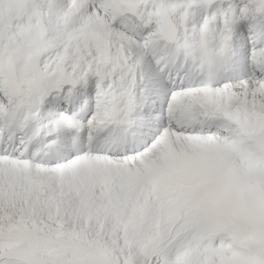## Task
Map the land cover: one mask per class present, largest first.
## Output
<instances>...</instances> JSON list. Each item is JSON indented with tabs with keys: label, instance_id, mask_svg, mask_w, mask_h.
<instances>
[{
	"label": "snow or ice",
	"instance_id": "snow-or-ice-1",
	"mask_svg": "<svg viewBox=\"0 0 264 264\" xmlns=\"http://www.w3.org/2000/svg\"><path fill=\"white\" fill-rule=\"evenodd\" d=\"M0 264H264V0H0Z\"/></svg>",
	"mask_w": 264,
	"mask_h": 264
}]
</instances>
